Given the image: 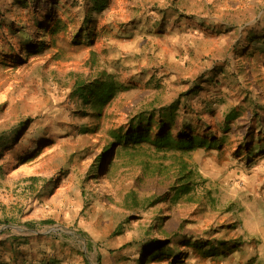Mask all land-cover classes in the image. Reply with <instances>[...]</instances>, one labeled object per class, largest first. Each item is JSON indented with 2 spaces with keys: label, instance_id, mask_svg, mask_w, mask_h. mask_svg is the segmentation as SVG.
Returning a JSON list of instances; mask_svg holds the SVG:
<instances>
[{
  "label": "rangeland",
  "instance_id": "obj_1",
  "mask_svg": "<svg viewBox=\"0 0 264 264\" xmlns=\"http://www.w3.org/2000/svg\"><path fill=\"white\" fill-rule=\"evenodd\" d=\"M64 1L73 12L83 3L60 0L59 6ZM10 2L0 0L4 23H14L11 31L0 27V264L10 258L16 264H136V245L149 238L213 234L239 244L250 239L247 232L259 238L264 154L246 166L233 152L256 119L252 106L264 105V54L237 55L233 48L246 45L247 29L263 33L264 0H109L97 30L112 22L118 33L101 31L86 45L73 37L71 25L66 31L37 26L31 14H49L46 0L14 8ZM202 20L218 22L222 33L203 32ZM161 22L164 28L156 32ZM128 23L133 30L121 33ZM219 65L223 74L181 97ZM103 72L113 73L118 88L98 116L73 90L77 81L88 83ZM144 73L159 85L126 87L127 80ZM178 97L205 124L226 129L214 133L225 138L222 147L158 152L143 143L98 171L114 128ZM24 121L29 123L16 137L13 132ZM96 125L97 131L83 133ZM41 138L52 144L38 147ZM18 158L26 161L17 164ZM183 165L194 172L197 185L173 203L170 187ZM31 176L60 181L53 189L41 188L42 182L30 186ZM131 190L140 199L164 201L126 209L123 200ZM182 249L191 254L190 264L222 262L199 261L197 249Z\"/></svg>",
  "mask_w": 264,
  "mask_h": 264
},
{
  "label": "trees",
  "instance_id": "obj_2",
  "mask_svg": "<svg viewBox=\"0 0 264 264\" xmlns=\"http://www.w3.org/2000/svg\"><path fill=\"white\" fill-rule=\"evenodd\" d=\"M59 1L60 0H46V3L51 5L54 14L52 11L48 14L44 10L36 15H34V13L31 14L32 17L36 16L34 20H36L37 26L47 27L49 31L51 29L58 31L59 28L66 31L68 26L71 25L72 27H76L74 28L76 32L73 37L85 39L86 42L81 43L85 45L91 43L93 38L96 37L98 33H101V31L104 33L117 31L118 33V25L112 22L103 24L102 30H97L99 27V17L108 8L109 0H83V3H80L82 7L76 12L70 11V6H66V1L59 6ZM29 4H32V0H11L9 5L14 8L21 5L28 6ZM157 13L164 15L163 10L158 9ZM4 21L3 15L0 14V27L5 26L7 30L11 31L14 23L12 21H6V23H4ZM148 22H144L143 25L149 28L148 31H150L152 26L149 24L150 22ZM131 25L132 23L126 24L123 29L121 28V33H130L134 28V26ZM160 25L162 27H158L156 32H162L161 28H164L162 22ZM200 29L211 35L222 33L220 25L216 21L205 22L202 20L200 21ZM23 30H26V28ZM244 40L246 42L245 46L238 47V45H235L233 48L237 55L241 53L249 56L255 53L264 54V26L262 34L253 29V27L247 29ZM17 45L15 49L20 47V42H18ZM224 71V66L219 65L206 74H202L191 83L190 90L181 97L186 98V96L193 94L203 83H212L214 77L218 74H223ZM157 83H159L157 80L152 82L151 79H147L144 73L142 76H136L131 80H127L126 87H130L131 85L140 88L150 84L159 85ZM117 88L118 86L115 82L113 73L103 72L99 77L88 83L77 81L74 86L73 94L79 98L82 105L90 106L93 112L100 116L103 109L114 98ZM181 97H178L169 104L150 111L140 112L133 116L126 125L114 128L110 132V137L112 139L110 142V149L112 150L106 148V150L102 152L97 164L99 167L98 171H105V167H110L113 158L120 156L123 151L132 149V151L136 152L143 143L150 144L158 152H168L169 150L191 152L198 149H216L222 147L225 144V138L214 133L216 131L225 132L226 129L220 126L205 124L203 120L199 118L200 115L197 112H193L186 104L181 103ZM207 107L208 106L205 105V109ZM252 107V113L256 116V119L251 120L247 136L243 142L234 148L233 152L237 158L245 160L244 165L246 166H252L255 162V157L264 154V105H253ZM200 112H202V110ZM190 117H194V120ZM28 123L29 121L21 122L19 124L20 129L15 130L13 134L17 137L19 131L26 128ZM229 123L230 120L226 121V124ZM154 127L157 129L156 132L153 131ZM98 129V125L91 129L84 128L83 133H93ZM42 144L50 146L52 142L48 138H41L38 147L42 146ZM255 145L257 146L256 148ZM103 155L110 157V161L104 163ZM25 161L24 158H18L17 164H21ZM26 180L29 181L30 186H35L39 182H42L41 188L50 186L52 189L55 188L60 181V179L57 178L41 179L35 176L28 177ZM196 181L194 172L189 170L186 165L181 166L176 172L174 184L170 187V199L172 202L177 203L184 196L190 195L196 188ZM166 197H168V195ZM162 201H164V199L160 197L140 199L136 192L131 190L128 191L124 197L123 207L126 209H140L155 206ZM5 223L10 222L6 221ZM45 223L47 222H42V224ZM31 225V223L27 224L28 227ZM237 246H239V243L223 241L215 238L213 234L211 236L204 234L194 237L175 235L171 238L164 239L149 238L136 245L135 254L137 257L135 258V263L190 264L191 254L188 251H184L182 247L197 249L200 255L199 261L205 262V260L210 259L211 261L213 260V262H217L226 259L227 256L234 252ZM11 259L12 258H10L9 262L4 264H16L14 258L13 263H11ZM196 263L197 262L194 264ZM21 264L56 263L55 261L35 263L30 260H23Z\"/></svg>",
  "mask_w": 264,
  "mask_h": 264
},
{
  "label": "crops",
  "instance_id": "obj_3",
  "mask_svg": "<svg viewBox=\"0 0 264 264\" xmlns=\"http://www.w3.org/2000/svg\"><path fill=\"white\" fill-rule=\"evenodd\" d=\"M251 235L247 232L250 239L239 244L234 252L219 264H264V229L259 238Z\"/></svg>",
  "mask_w": 264,
  "mask_h": 264
}]
</instances>
